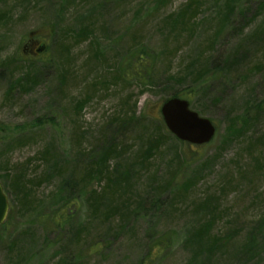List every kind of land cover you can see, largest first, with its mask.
Listing matches in <instances>:
<instances>
[{
    "label": "rangeland",
    "instance_id": "1",
    "mask_svg": "<svg viewBox=\"0 0 264 264\" xmlns=\"http://www.w3.org/2000/svg\"><path fill=\"white\" fill-rule=\"evenodd\" d=\"M232 1L0 0V264H264V0ZM140 47L152 85L116 73ZM173 93L209 144L145 143L140 115L163 125ZM181 161L188 186L166 191ZM63 179L82 204L60 227Z\"/></svg>",
    "mask_w": 264,
    "mask_h": 264
},
{
    "label": "trees",
    "instance_id": "2",
    "mask_svg": "<svg viewBox=\"0 0 264 264\" xmlns=\"http://www.w3.org/2000/svg\"><path fill=\"white\" fill-rule=\"evenodd\" d=\"M226 2L231 5L233 3L232 0H226ZM6 15L1 14L0 20ZM80 38H73V41H77ZM32 38L27 40L25 43L27 45L20 48L22 53L26 54L30 51V44L32 43ZM124 54V52H123ZM130 56L126 58L125 62H119L118 66L116 68L117 76L126 83H135L136 85H149L153 84V81L155 79L154 75V57L153 55H150L145 47H140L139 49H134L131 52L127 53ZM211 62L208 61L206 63V67H210ZM214 66V62H212V67ZM204 67V66H203ZM194 69H192L193 71ZM208 72H202L197 71L191 74V76L194 78L195 81H192L194 84H198L201 81H203V77L206 76ZM187 77V76H186ZM190 92V91H189ZM169 96H182L185 97L190 101L191 97L190 94H187L185 96L173 93ZM165 97V98H166ZM163 98V100L165 99ZM162 100V101H163ZM136 114V111L134 112V115ZM140 125H142V122H146L147 126L146 131L144 133V136L146 137L145 143L149 145L150 149L158 148L161 145V140L163 136H165V128L161 124L158 116L150 115V114H144L142 113L140 115ZM148 118H150V121H148ZM155 122V124H154ZM157 123V124H156ZM151 124V125H150ZM117 148L116 146L112 147V150H115ZM138 154V153H137ZM183 168V161H181L175 169L170 172L167 175L166 179V191H172V192H179L180 186H188L186 181L182 180L181 178V170ZM94 175H92L90 178L86 179L88 181H95L99 175L98 172H93ZM80 193L74 192L73 186L71 184V179H63L61 182V205L59 207V210L62 214L58 215L57 217V224L61 226H65L66 223L72 218V214L76 212L77 208H81V199H80ZM70 213V214H69ZM72 213V214H71ZM14 211L10 210L8 214L7 220L0 225V228H5L7 225H9L12 215H14ZM97 244L95 243V246ZM161 250L157 248L156 253H160ZM137 264H145V261H138Z\"/></svg>",
    "mask_w": 264,
    "mask_h": 264
},
{
    "label": "water",
    "instance_id": "3",
    "mask_svg": "<svg viewBox=\"0 0 264 264\" xmlns=\"http://www.w3.org/2000/svg\"><path fill=\"white\" fill-rule=\"evenodd\" d=\"M45 48L39 44L37 53ZM163 123L168 131L177 139L191 144H204L212 140L215 134V126L212 121L192 110L189 102L180 97H170L163 101L159 107ZM10 203L0 183V224L8 215Z\"/></svg>",
    "mask_w": 264,
    "mask_h": 264
}]
</instances>
